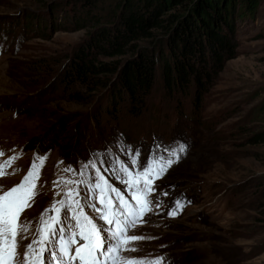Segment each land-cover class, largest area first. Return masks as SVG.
Masks as SVG:
<instances>
[{
    "label": "rangeland",
    "instance_id": "rangeland-1",
    "mask_svg": "<svg viewBox=\"0 0 264 264\" xmlns=\"http://www.w3.org/2000/svg\"><path fill=\"white\" fill-rule=\"evenodd\" d=\"M117 2L0 0V161L19 155L0 189L20 183L34 153L47 155L37 194L21 215L32 223L27 239L18 237L20 258L37 238L41 213L63 198L66 187L53 182L78 178L63 169L71 165L78 172L80 162L109 147L119 155L120 140L141 149V166L150 152L166 157L165 149L177 142L187 145L155 182L153 211L129 232L144 239L132 242L138 250L124 256L164 257L165 264H264V141L249 142L264 129V0L253 14L236 16L235 55L204 89L190 86L186 95L170 96L156 78L135 112L125 100L111 110L105 87L90 93L66 86L59 75L65 57L105 23ZM75 91L80 98L71 96ZM101 173L124 192L118 180ZM177 198L184 207L169 216Z\"/></svg>",
    "mask_w": 264,
    "mask_h": 264
},
{
    "label": "snow or ice",
    "instance_id": "snow-or-ice-1",
    "mask_svg": "<svg viewBox=\"0 0 264 264\" xmlns=\"http://www.w3.org/2000/svg\"><path fill=\"white\" fill-rule=\"evenodd\" d=\"M115 146L119 155L109 147L80 162L78 172L71 165L63 169L78 178L60 176L53 182L54 187H66L63 198L54 199L41 213L37 238L26 245L21 259L18 237L27 239L32 223L22 221L21 215L31 207L40 170L47 160L46 154L34 153L33 162L20 183L9 190L0 189V264H165L164 257L133 258L123 253L138 250L131 247L132 242L144 237L132 236L129 232L153 211L151 197L156 191L155 182L186 154L187 145L177 142L171 149H165L166 157L150 152L143 166L140 148L133 150L120 140ZM159 147L155 145L156 149ZM121 155L127 157L128 163L120 159ZM3 156L4 151L0 150V157ZM18 158L17 154L0 161V178ZM101 168L124 185V192L109 183ZM162 207L163 202L157 198L155 208ZM183 207V201L177 198L168 215L175 217ZM85 209L91 210L95 219Z\"/></svg>",
    "mask_w": 264,
    "mask_h": 264
},
{
    "label": "trees",
    "instance_id": "trees-1",
    "mask_svg": "<svg viewBox=\"0 0 264 264\" xmlns=\"http://www.w3.org/2000/svg\"><path fill=\"white\" fill-rule=\"evenodd\" d=\"M258 2L119 0L105 23L98 25L91 16L98 26L65 57L61 82L90 93L105 87L111 110L125 100L133 112L142 107L156 78L170 96L186 95L190 86L200 91L235 55L236 16L253 14ZM71 96L81 97L76 91ZM259 141L264 129L249 139Z\"/></svg>",
    "mask_w": 264,
    "mask_h": 264
}]
</instances>
